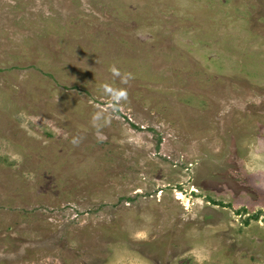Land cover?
I'll use <instances>...</instances> for the list:
<instances>
[{"label":"rangeland","instance_id":"1","mask_svg":"<svg viewBox=\"0 0 264 264\" xmlns=\"http://www.w3.org/2000/svg\"><path fill=\"white\" fill-rule=\"evenodd\" d=\"M0 264H264V0H0Z\"/></svg>","mask_w":264,"mask_h":264}]
</instances>
